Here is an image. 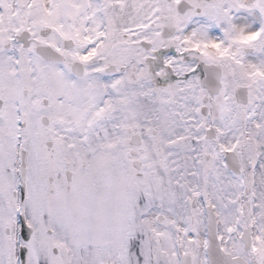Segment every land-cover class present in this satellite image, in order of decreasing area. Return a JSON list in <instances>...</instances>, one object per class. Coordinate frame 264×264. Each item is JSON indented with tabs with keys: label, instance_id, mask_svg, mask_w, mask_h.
Returning <instances> with one entry per match:
<instances>
[{
	"label": "snow or ice",
	"instance_id": "snow-or-ice-1",
	"mask_svg": "<svg viewBox=\"0 0 264 264\" xmlns=\"http://www.w3.org/2000/svg\"><path fill=\"white\" fill-rule=\"evenodd\" d=\"M0 264H264V0H0Z\"/></svg>",
	"mask_w": 264,
	"mask_h": 264
}]
</instances>
